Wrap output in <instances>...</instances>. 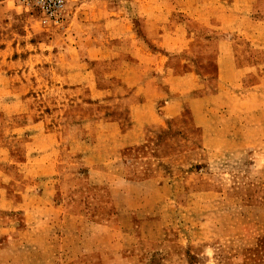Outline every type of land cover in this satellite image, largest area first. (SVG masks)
<instances>
[{"label": "rangeland", "instance_id": "1", "mask_svg": "<svg viewBox=\"0 0 264 264\" xmlns=\"http://www.w3.org/2000/svg\"><path fill=\"white\" fill-rule=\"evenodd\" d=\"M65 1L68 34L43 28L20 0H0V264H264V75L244 77L236 97L213 95L214 79H200L180 96L177 117L162 111L172 68L183 75L192 65L191 25L227 0ZM77 10L96 11L86 29L73 21ZM111 13L125 15L129 31L116 35L102 17ZM79 36L101 49H79ZM132 39L148 54L146 81L153 74L161 88L153 107L163 125L122 148L136 120L132 92L94 102L92 79L84 91L62 76L92 62L111 87ZM153 56L163 72L152 71ZM90 154L103 163L100 177L84 161Z\"/></svg>", "mask_w": 264, "mask_h": 264}, {"label": "crops", "instance_id": "2", "mask_svg": "<svg viewBox=\"0 0 264 264\" xmlns=\"http://www.w3.org/2000/svg\"><path fill=\"white\" fill-rule=\"evenodd\" d=\"M225 5L226 7L220 5L218 12L209 13L206 20H200L191 25L190 28L194 32L192 33L193 38L188 41L191 46L188 48V54L192 56V65L187 67L188 70L183 75H178L175 68L171 67L174 76L170 78L168 84L170 99L168 101L166 100L164 106H162V111H164L163 113L166 119H174L179 115L182 109L180 96L187 93H194L198 89L197 85L200 79L204 81L205 85L210 84L209 79L211 77L214 79L212 82L215 85L216 92L213 95L228 90L236 97L237 94H240L238 93L241 90L239 84L244 77L250 78L253 75H258V72L264 75V0H227ZM100 7L104 13H107L105 12L106 10L103 4ZM95 13V10L88 12L77 10L73 21L75 20L74 23H80L86 29L89 24L93 23ZM112 15L113 13L102 17H106V20L116 26V35H123L129 31L130 27L125 15H117L115 16L117 17L116 19H111ZM68 19V23L63 29L66 34L72 29V20L70 17ZM76 20H79V22ZM200 30L214 31L213 34L215 37L199 36ZM74 37H77V35ZM79 37L74 42L77 47L82 45V43L85 45L89 44L90 46H94V49L91 50L93 53L101 49L100 47L95 48L101 44L95 38ZM160 37L164 38L163 35ZM134 40L132 39V44H130L132 51L129 52L128 56H125L124 62H126L127 67L124 72L122 74L107 76L112 80L110 81L111 87L103 86L101 81L104 75H100V72L96 69L97 65L95 63L92 64V62H88L89 66L86 65V68H80L76 73L72 72L68 73V75L64 73L62 76L65 81L76 78L73 82L76 88L80 86L84 79H87V81L89 80L88 78L92 79L94 83L90 84V92L91 99L94 102H102L104 99L107 100L111 97H116L119 89L123 87L128 88L132 92L127 100L130 101V114L133 116L134 112L136 120H133L134 124L126 133L120 135V139L125 142L121 146L122 148L136 145L137 141L143 136V132L147 126L163 125V122L157 118L153 107L155 106L154 102L158 99L157 94L161 91V88L158 86L153 74H151L152 81L149 83L146 81V74L149 70L148 66H146L148 63L145 58L146 53L143 51L141 45L139 43L136 44ZM171 41L172 45L177 46L179 44L178 38L177 40L173 38ZM160 44L162 47L164 46L162 42ZM135 46L139 47V51H137V48L135 50ZM78 48L80 49V47ZM253 51H259V53L255 54ZM259 55L263 57L260 63L256 62L258 59L255 57ZM61 59L67 60L66 53L56 58L57 61ZM94 60H97V58ZM89 61H93V59ZM161 62L162 60L160 58L153 56L151 65L154 73L163 72ZM138 86L144 87L145 91L143 92V96H141L142 92L139 91ZM81 89L87 91L83 84H81ZM147 91H153L154 93L148 96ZM211 96V93H203L202 98L206 99ZM136 97L139 98L137 99ZM195 102L198 103L199 100ZM193 114L196 115L195 113ZM138 115L148 118L140 120ZM106 122H110V126L114 124L111 119H106ZM97 156L90 154L84 158L94 178L100 177L101 174L106 172L102 167L103 163L96 159ZM2 187L0 183V208H2L1 205L3 204ZM43 218L45 219L46 216H42Z\"/></svg>", "mask_w": 264, "mask_h": 264}, {"label": "built area", "instance_id": "3", "mask_svg": "<svg viewBox=\"0 0 264 264\" xmlns=\"http://www.w3.org/2000/svg\"><path fill=\"white\" fill-rule=\"evenodd\" d=\"M34 12L43 28L64 29L66 24L65 0H20Z\"/></svg>", "mask_w": 264, "mask_h": 264}]
</instances>
